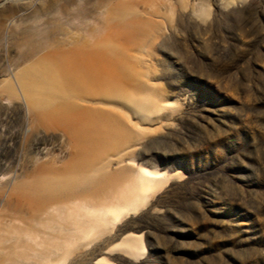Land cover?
Returning <instances> with one entry per match:
<instances>
[{"label":"rangeland","instance_id":"374dc122","mask_svg":"<svg viewBox=\"0 0 264 264\" xmlns=\"http://www.w3.org/2000/svg\"><path fill=\"white\" fill-rule=\"evenodd\" d=\"M103 1L0 0V207L37 162L70 148L15 96L21 58L45 41L47 23L76 33L82 21L97 26ZM136 1L146 24L132 43L141 66L127 77L141 108L130 114L129 161L163 172L165 183L60 262L264 264V0ZM10 218L0 260L15 245ZM127 235L139 239L135 256L109 251Z\"/></svg>","mask_w":264,"mask_h":264},{"label":"bare ground","instance_id":"6f19581e","mask_svg":"<svg viewBox=\"0 0 264 264\" xmlns=\"http://www.w3.org/2000/svg\"><path fill=\"white\" fill-rule=\"evenodd\" d=\"M136 2L104 0L97 26L80 22L83 33L47 23L38 33L45 41L22 56L27 66L14 79L15 96L35 126L61 132L70 148L37 162L13 189L14 200L0 207V228L11 215L8 234L15 238L0 264H62L136 214L165 183L163 172L134 170L129 161L130 114L141 109L140 88L127 78L141 66L132 53L144 24ZM138 240L127 235L109 251L135 256Z\"/></svg>","mask_w":264,"mask_h":264}]
</instances>
